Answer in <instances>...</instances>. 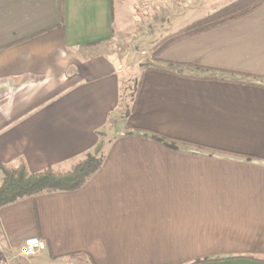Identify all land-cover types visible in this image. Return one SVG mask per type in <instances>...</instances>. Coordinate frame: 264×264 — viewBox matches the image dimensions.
Masks as SVG:
<instances>
[{
	"label": "crops",
	"instance_id": "1",
	"mask_svg": "<svg viewBox=\"0 0 264 264\" xmlns=\"http://www.w3.org/2000/svg\"><path fill=\"white\" fill-rule=\"evenodd\" d=\"M144 1L0 0V163L68 172L117 129L80 188L0 208L10 264L30 237L32 264H264V2L166 46L111 127Z\"/></svg>",
	"mask_w": 264,
	"mask_h": 264
},
{
	"label": "rangeland",
	"instance_id": "2",
	"mask_svg": "<svg viewBox=\"0 0 264 264\" xmlns=\"http://www.w3.org/2000/svg\"><path fill=\"white\" fill-rule=\"evenodd\" d=\"M234 1L236 0H145V9L137 7L131 15L118 18L116 23L119 30L115 31L113 41L107 47L121 62V100L111 120V127L116 119L120 121L128 116L135 99L140 72L155 66L158 57L155 49L159 44L173 34L174 30L180 29L188 19L202 14L209 16ZM182 12L186 14L181 15ZM116 133L117 129L113 127L106 132L99 143L102 145L101 149L97 150L96 147L92 155L102 156L108 140ZM19 261L32 264L28 259L20 258Z\"/></svg>",
	"mask_w": 264,
	"mask_h": 264
},
{
	"label": "trees",
	"instance_id": "3",
	"mask_svg": "<svg viewBox=\"0 0 264 264\" xmlns=\"http://www.w3.org/2000/svg\"><path fill=\"white\" fill-rule=\"evenodd\" d=\"M61 2L63 4L64 0H61ZM262 2L264 0H236L221 10L167 36L155 49L156 55H159L169 44L216 24L246 14ZM101 147L102 145L99 144L97 150L101 149ZM102 161L103 155H89L86 159L77 162L68 172H58L52 168H47L38 173H31L25 163H21L18 167L0 163V169L5 175L3 183L0 185V208L20 198L42 192L77 190L101 166Z\"/></svg>",
	"mask_w": 264,
	"mask_h": 264
},
{
	"label": "built area",
	"instance_id": "4",
	"mask_svg": "<svg viewBox=\"0 0 264 264\" xmlns=\"http://www.w3.org/2000/svg\"><path fill=\"white\" fill-rule=\"evenodd\" d=\"M45 242L39 237H30L23 241L18 250V258L31 259L45 249ZM4 238L0 229V264H10L8 257L4 253Z\"/></svg>",
	"mask_w": 264,
	"mask_h": 264
}]
</instances>
